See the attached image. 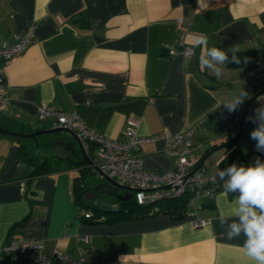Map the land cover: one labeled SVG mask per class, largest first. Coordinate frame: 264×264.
I'll return each mask as SVG.
<instances>
[{
    "label": "crops",
    "instance_id": "crops-1",
    "mask_svg": "<svg viewBox=\"0 0 264 264\" xmlns=\"http://www.w3.org/2000/svg\"><path fill=\"white\" fill-rule=\"evenodd\" d=\"M31 30L33 41L5 65L2 127L8 121H13L9 129L22 132L53 127L50 118L37 116V107L46 103L76 111L90 127L113 139L123 137L132 117L142 136L196 125L190 155L213 175L233 164L248 168L257 160L264 163V148L258 150L251 138L258 127L255 110L264 106V57L249 67L227 64L217 79L199 64L203 47H194L203 35L207 47L228 53L233 46L237 52L264 50V0H0V42L13 43ZM181 46L191 47V55L185 56ZM170 48L178 50L170 53ZM240 89L248 95L229 112L223 101ZM253 95L241 137L233 144L244 104ZM50 134L51 146L39 150L50 169L29 177L31 165L21 150V136L0 133V248L11 237L25 250L24 240L33 237L42 240L47 257L61 249L74 260L81 256L82 264H254L245 254L243 231L235 239L226 235L229 225L239 222V190L220 187L211 197H197L179 217L158 210L110 222L89 221L79 213L75 193L81 165L72 150L65 155L56 142L64 134ZM66 139L81 154L75 140ZM163 146L162 139L140 143L146 170L174 167V155ZM231 152L229 162L223 163ZM92 154L93 159L95 147ZM89 183L82 198L92 196ZM121 189L115 193L123 194ZM100 194L107 195L94 197ZM114 199H99L98 204L108 207ZM221 216L227 220L223 227ZM195 217L206 222L194 226ZM0 264L34 262L0 253Z\"/></svg>",
    "mask_w": 264,
    "mask_h": 264
},
{
    "label": "built area",
    "instance_id": "built-area-1",
    "mask_svg": "<svg viewBox=\"0 0 264 264\" xmlns=\"http://www.w3.org/2000/svg\"><path fill=\"white\" fill-rule=\"evenodd\" d=\"M33 31L25 33L13 43L0 42V110L5 107L7 95L4 88L5 65L14 55L23 52L33 41ZM178 49L170 48L174 53ZM179 50L189 56L193 49L181 46ZM39 119L50 118L53 126H63L72 129L76 137L81 141L83 149L88 152L90 145L95 147L93 163L97 174L115 179L120 184L132 188V199L137 204H154L162 199H174L188 193L187 207L194 206L195 199L200 196L211 197L214 192L225 187L228 177L223 180L219 175L208 173L198 160L191 157L190 152L195 145L196 125L185 130H162L158 133L142 136L137 134V119L128 118V126L123 131L121 139H113L90 127L76 111H64L55 109L46 103L37 107ZM162 139L163 149L166 153L174 155V167L161 172L146 170L143 167L142 156L138 152L140 143L146 140ZM169 185V186H166ZM157 209V206H154ZM81 216L89 218L93 211L90 207L79 211ZM195 213V212H193ZM206 219L195 217L194 226L203 225ZM19 229V226L16 227ZM80 238L86 239L82 235ZM26 249H22L20 242L8 237L0 248V253L13 257L14 254L29 257L34 264H82V257L74 260L68 252L55 249L51 257L43 252L41 239L26 238ZM33 251V252H31ZM80 255L83 249L79 248Z\"/></svg>",
    "mask_w": 264,
    "mask_h": 264
},
{
    "label": "clouds",
    "instance_id": "clouds-1",
    "mask_svg": "<svg viewBox=\"0 0 264 264\" xmlns=\"http://www.w3.org/2000/svg\"><path fill=\"white\" fill-rule=\"evenodd\" d=\"M207 38L201 35L196 41L194 47H203L199 56V64L202 69H207L219 79L225 69L224 66L229 63L239 64L240 58L236 55L238 49L233 46L228 51L232 55L229 57L228 52L218 47H207ZM246 60V58H245ZM248 93L240 89L237 94L229 95L223 101V105L229 112L236 111L239 105H242ZM256 122L258 127L251 132V138L257 141V149L264 148V106L255 110ZM219 177L223 180L228 177L225 185L226 192H235L239 190L240 195L236 200L238 207L235 215L239 222H233L229 225L226 232L228 239H235L243 231L247 237L243 248L247 257L254 264H264V163L257 160L254 167H239L234 164L226 170L218 172ZM259 210V214H257ZM220 226L223 227L227 222L226 218H218Z\"/></svg>",
    "mask_w": 264,
    "mask_h": 264
},
{
    "label": "trees",
    "instance_id": "trees-1",
    "mask_svg": "<svg viewBox=\"0 0 264 264\" xmlns=\"http://www.w3.org/2000/svg\"><path fill=\"white\" fill-rule=\"evenodd\" d=\"M229 57H231L232 53H228ZM236 55L240 58V63L245 66H254L262 61V57H264V50L262 49H250L243 52H237ZM246 58V60H245ZM228 65H237L234 63H229ZM9 122L3 127L12 128L11 123ZM1 126V125H0ZM30 130L24 128L23 132H29ZM52 137L50 133H39L32 136H21V150L26 151V156L28 162L31 165V171L29 173V177L36 176L38 174L47 172L50 169L49 162L47 156H43L40 154L39 150L42 148H46L51 146ZM94 146L90 145L88 150L89 153H93ZM89 156H93L89 155ZM232 157V152L229 153L222 162H229ZM82 164H86L83 160ZM93 173V169L90 166H81L80 173L76 176V185H75V193L77 197V201L80 204V207H90L93 211L91 217L86 218V220L93 221H106L110 222L119 218L130 217V216H143L146 214L154 213L158 210H162L164 212L170 213L175 217H179L183 214V211L186 210V202L188 201L189 194L186 193L183 196L174 199H162L158 200L154 204H137L132 198L128 200H116L109 207H101L98 204V200L101 197H104V194L96 195L93 199H85L82 198L81 189L85 187L82 184V177H87ZM157 206V209L154 206Z\"/></svg>",
    "mask_w": 264,
    "mask_h": 264
},
{
    "label": "water",
    "instance_id": "water-1",
    "mask_svg": "<svg viewBox=\"0 0 264 264\" xmlns=\"http://www.w3.org/2000/svg\"><path fill=\"white\" fill-rule=\"evenodd\" d=\"M253 97H255V95L249 98L244 104L243 112H242L241 119H240L239 126H238V133L235 139L233 140V144L236 143L241 137V133H242L241 127L243 124L245 111H246L248 104L253 99ZM55 132L56 133L61 132L64 134V138L56 139V142L63 146V153L65 155L68 154V150L70 149L72 150V154H74L77 158L75 162L77 165L92 166L93 173L91 175H88L87 177H82L83 179L82 184H84L85 187H86V184H85L86 181L90 180V183L87 184V187L89 188V192L92 194V196H90V199L93 198L97 192L105 193L111 197H114L116 200L124 201V200H128L132 198V192H131L132 188L130 186L125 185V184H120L115 179L107 176L106 174L104 175L97 174L96 172L97 169L93 163L92 157L89 156L88 153L83 149L81 141L76 137L72 129H69L63 126H53L50 128L37 129L31 132H22V131H15V130H11V129L0 126V133H10V134L19 135V136H32V135L39 134V133H55ZM66 137H71L73 140H75V142L77 143V146L79 147L81 151V154H78L76 151H74L75 144L73 143L72 140L66 139ZM83 160L86 162L85 165L84 164L82 165ZM201 164H202V160L199 162V165ZM166 186H169V185H166ZM85 187L81 189V192H84L86 190ZM119 188L124 189L125 192L123 194H116L115 192ZM84 195L86 194L84 193ZM86 198H89V197H86Z\"/></svg>",
    "mask_w": 264,
    "mask_h": 264
},
{
    "label": "rangeland",
    "instance_id": "rangeland-1",
    "mask_svg": "<svg viewBox=\"0 0 264 264\" xmlns=\"http://www.w3.org/2000/svg\"><path fill=\"white\" fill-rule=\"evenodd\" d=\"M121 191H122V189H121ZM104 197H105V198H110V199L112 198V197L109 196V195H104ZM105 198H104V199H105ZM104 199H103V198H100V202H101V200H104ZM105 206H106V204H105ZM109 206H110V204H108V207H109Z\"/></svg>",
    "mask_w": 264,
    "mask_h": 264
},
{
    "label": "flooded vegetation",
    "instance_id": "flooded-vegetation-1",
    "mask_svg": "<svg viewBox=\"0 0 264 264\" xmlns=\"http://www.w3.org/2000/svg\"><path fill=\"white\" fill-rule=\"evenodd\" d=\"M85 189H86V187H85ZM87 191H88V189H86L84 192H82V193H85V194H87ZM97 193H99V192H97Z\"/></svg>",
    "mask_w": 264,
    "mask_h": 264
}]
</instances>
